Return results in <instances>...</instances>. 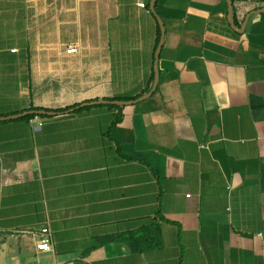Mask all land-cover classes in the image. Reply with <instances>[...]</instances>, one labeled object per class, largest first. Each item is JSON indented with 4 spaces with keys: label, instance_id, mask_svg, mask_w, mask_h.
<instances>
[{
    "label": "crops",
    "instance_id": "0c3cea01",
    "mask_svg": "<svg viewBox=\"0 0 264 264\" xmlns=\"http://www.w3.org/2000/svg\"><path fill=\"white\" fill-rule=\"evenodd\" d=\"M150 1L0 0V117L78 104L0 119V264H264V0H155L95 102Z\"/></svg>",
    "mask_w": 264,
    "mask_h": 264
},
{
    "label": "trees",
    "instance_id": "16d2710c",
    "mask_svg": "<svg viewBox=\"0 0 264 264\" xmlns=\"http://www.w3.org/2000/svg\"><path fill=\"white\" fill-rule=\"evenodd\" d=\"M223 1H225V0H223ZM232 2H234V0H232ZM153 76H154V73L152 74V80H153ZM102 100H105V101L111 103V101L117 100V99L116 98H102ZM120 100H122V99H120ZM77 105L78 104L71 105L69 107L56 109L54 111L58 114H64V113L68 112L70 109L76 107ZM113 105H115V104H113ZM115 106L121 108V106H118V105H115ZM29 110H32V111L33 110L52 111L51 109L37 108V107H30ZM26 117L33 118V117H35V114L28 113V114H26ZM119 121H120V116H117L115 118L113 124H116ZM111 240H119V241L126 242L131 247V249L134 251H144L147 249L156 248V247L160 246L162 243L161 231H160V227L158 224H154V225H152L150 227H146V228H141L137 231L119 234V235H115L112 237H106V238L102 239L100 242L104 243V242H108ZM98 244H100V243H98Z\"/></svg>",
    "mask_w": 264,
    "mask_h": 264
},
{
    "label": "water",
    "instance_id": "95a60500",
    "mask_svg": "<svg viewBox=\"0 0 264 264\" xmlns=\"http://www.w3.org/2000/svg\"><path fill=\"white\" fill-rule=\"evenodd\" d=\"M225 2H226V5H227V18H228V21L231 24V26L235 29V24H234L233 18H232L233 2H232V0H225ZM154 4H155V0H151L150 1V10L155 14ZM254 12H256V13L264 12V8L257 9ZM155 16L157 18V21H158L160 29H161V36H160V40H159L158 46L156 48V51L154 53V64H153L154 78H153L152 87L147 93H145V94H143V95H141V96H139V97H137V98H135L133 100H113L112 102L117 104V105H129V104L137 103V102H139L141 100H144V99L148 98L153 93V91L156 89V86H157V83H158V78H159L157 63H158V56H159V53H160V49H161V46H162V43H163L164 25H163L161 19L156 14H155ZM248 17H249V15H246V17L244 19V22L241 25V28H240L241 32L244 31V29H245V25H246ZM95 102H104V100H98V101H95ZM71 111H72V109H70V112ZM28 113H33L35 115H48V116H60V117H68L71 114L69 112L64 113V114H58L55 111H43V110H33L32 111V110H28V111H23L21 113H18V114L12 115V116L0 117V119L14 118V117L26 115Z\"/></svg>",
    "mask_w": 264,
    "mask_h": 264
},
{
    "label": "built area",
    "instance_id": "2783aa9c",
    "mask_svg": "<svg viewBox=\"0 0 264 264\" xmlns=\"http://www.w3.org/2000/svg\"><path fill=\"white\" fill-rule=\"evenodd\" d=\"M139 5L144 6L143 3ZM76 51L77 47L74 45H69L66 49L67 53H74ZM186 196H189V194ZM26 234L29 236L37 252H45L52 249V232L49 226L46 225L37 230L27 231Z\"/></svg>",
    "mask_w": 264,
    "mask_h": 264
}]
</instances>
